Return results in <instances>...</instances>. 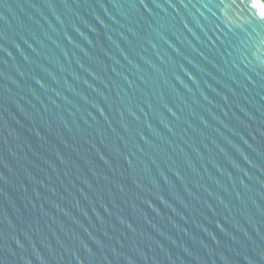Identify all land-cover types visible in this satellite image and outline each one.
<instances>
[{
    "label": "water",
    "instance_id": "water-1",
    "mask_svg": "<svg viewBox=\"0 0 264 264\" xmlns=\"http://www.w3.org/2000/svg\"><path fill=\"white\" fill-rule=\"evenodd\" d=\"M261 0H0V264H264Z\"/></svg>",
    "mask_w": 264,
    "mask_h": 264
},
{
    "label": "snow or ice",
    "instance_id": "snow-or-ice-1",
    "mask_svg": "<svg viewBox=\"0 0 264 264\" xmlns=\"http://www.w3.org/2000/svg\"><path fill=\"white\" fill-rule=\"evenodd\" d=\"M260 15L264 16V9L261 10Z\"/></svg>",
    "mask_w": 264,
    "mask_h": 264
},
{
    "label": "rangeland",
    "instance_id": "rangeland-1",
    "mask_svg": "<svg viewBox=\"0 0 264 264\" xmlns=\"http://www.w3.org/2000/svg\"><path fill=\"white\" fill-rule=\"evenodd\" d=\"M264 2V0H262Z\"/></svg>",
    "mask_w": 264,
    "mask_h": 264
},
{
    "label": "trees",
    "instance_id": "trees-1",
    "mask_svg": "<svg viewBox=\"0 0 264 264\" xmlns=\"http://www.w3.org/2000/svg\"><path fill=\"white\" fill-rule=\"evenodd\" d=\"M262 1V0H261ZM263 2V1H262ZM264 3V2H263Z\"/></svg>",
    "mask_w": 264,
    "mask_h": 264
}]
</instances>
